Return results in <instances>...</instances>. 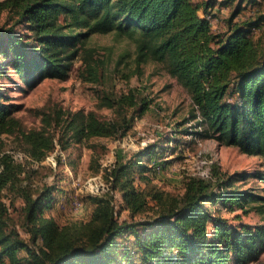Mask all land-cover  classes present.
<instances>
[{
    "label": "trees",
    "instance_id": "1",
    "mask_svg": "<svg viewBox=\"0 0 264 264\" xmlns=\"http://www.w3.org/2000/svg\"><path fill=\"white\" fill-rule=\"evenodd\" d=\"M243 1L231 12L227 29L213 32L207 15L230 6L231 0L202 4L193 0H0V11L12 20L0 28V135L19 138L32 160L42 161L56 145L63 151L76 145L91 148L92 139L122 137L134 118L148 109L149 101L138 98L133 88L126 93L101 91L96 105L110 110V118L92 110L53 106L39 110V128L26 129L16 116L20 105L3 92V82L13 81L12 76L28 89L44 79L65 80L77 59L79 79L102 86L107 81V62L98 60L87 42L95 34H112L134 48L131 61L122 54L115 64L129 69L121 73L122 78L141 74L144 64L160 65L191 99L189 120H196L200 130L190 133L260 157L262 168L248 174L214 171L215 177L209 179L190 176L184 180L183 193L172 196L151 184V173L163 164L155 148L147 147L128 162L116 163L109 177L131 218L149 209V199L155 202L153 216L121 221L112 196L103 194L90 198L93 209L88 220L59 225L44 214L56 203L54 188L44 186L33 196L24 187L19 195L28 243L10 226L2 200V191L15 188L23 168L0 152V263L7 259L17 264L20 250H25L29 264H122L130 261L132 251L141 264L261 261L264 187L256 192L234 187L246 177L264 183V45L262 38L251 36L264 26V14L235 21ZM68 164L73 166L74 161L69 159ZM217 203L231 212L253 211L263 223L233 224L219 210H211Z\"/></svg>",
    "mask_w": 264,
    "mask_h": 264
},
{
    "label": "rangeland",
    "instance_id": "2",
    "mask_svg": "<svg viewBox=\"0 0 264 264\" xmlns=\"http://www.w3.org/2000/svg\"><path fill=\"white\" fill-rule=\"evenodd\" d=\"M193 1L202 4L207 0ZM237 2L239 0H231L230 6H223L216 11V14H213L211 18L213 32H224L227 29V21ZM257 2L259 4L255 5L244 0L235 21L264 14V0H257ZM11 23L8 13L0 11V28L7 27ZM16 29L19 32H25L24 28L17 26ZM251 36L253 39L262 38L264 45V26L253 30ZM87 46L95 49V57L98 60L107 62V81L102 86L84 83L79 79L81 69L79 59L73 62L69 76L65 80L44 79L31 89L19 83L15 76L11 77L13 81L3 82V92L10 98V102L20 105L16 116L23 126L26 129L39 128L41 126L39 110L53 106L72 111L92 110L102 118H110V110L97 108V98L101 91L126 93L128 89L133 88L138 98L149 101L148 109L141 117L134 118L131 129L122 137L92 139L90 143L93 147L91 148L86 145H76L63 151L56 145L54 151L40 162L32 160L27 154L28 158L20 157L19 154L24 153V150L19 143V138L0 135L1 154L9 155L14 163L23 168L19 175L20 181L15 188L2 191V200L8 208L10 226H13L28 243L30 235L24 227L22 211L24 202L19 195V189L24 187L30 188L34 192L33 196L36 195V190L44 186L54 188L56 203L44 214L46 217H52L59 225L88 220L93 209L90 198L103 194L112 196L115 211L121 221L139 222L153 216L155 202L149 199V209L131 218L128 211L122 209L120 194L112 190L109 177V172L116 163L128 162L137 151L147 147L155 148L159 162L163 164L151 173V184L154 185L155 190L167 195H181L184 180L187 177L202 178V174L207 170L212 178L215 177L214 171L232 175L262 170L260 157L247 156L235 147L218 145L212 139H201L195 133H190V131L200 130L195 125L196 120H189L192 110L191 99L185 89L178 85L160 65L144 64L141 67V74L131 76L128 80L122 78L121 73L128 72L129 69L123 65L116 67L115 64L122 54H127L128 61L132 60L134 48L128 40H118L112 34H95L90 37ZM115 67L117 71L113 69ZM184 129L189 132L184 135L176 133L177 130ZM68 151H71L69 156ZM69 159L74 161L73 166L68 164ZM136 184L144 187L137 179ZM234 187L256 192L264 187V183L246 177L243 180H237ZM74 199H77L79 203L76 209L72 205ZM211 210H219L221 215L227 217L233 224L263 223L259 215L253 211L243 213L240 209H235L231 212L218 203L211 207ZM131 242H133L132 237ZM31 248L34 246L31 245ZM130 255V261L122 264H141L134 251ZM18 258L17 264H29L25 250L18 251ZM0 264L11 263L5 259V262ZM257 264H264V257H261V261Z\"/></svg>",
    "mask_w": 264,
    "mask_h": 264
},
{
    "label": "built area",
    "instance_id": "3",
    "mask_svg": "<svg viewBox=\"0 0 264 264\" xmlns=\"http://www.w3.org/2000/svg\"><path fill=\"white\" fill-rule=\"evenodd\" d=\"M213 14L214 13H209L208 15H207V19L211 22V18L213 17ZM255 30V29H254ZM20 155V157L21 158H28V156L25 154V153H21V154H19ZM202 178H205V179H209V178H211V176H210V172H209V170H207L206 172H204V174H202ZM72 205H73V207L76 209V208H78V205H79V203H78V200L77 199H74L73 201H72Z\"/></svg>",
    "mask_w": 264,
    "mask_h": 264
},
{
    "label": "crops",
    "instance_id": "4",
    "mask_svg": "<svg viewBox=\"0 0 264 264\" xmlns=\"http://www.w3.org/2000/svg\"><path fill=\"white\" fill-rule=\"evenodd\" d=\"M200 13H202V12H200ZM211 13L216 14V10L211 11ZM201 15H202V14H201ZM213 21H215V20H213ZM210 25H211V29H212V28H213V26H212V20H211V22H210Z\"/></svg>",
    "mask_w": 264,
    "mask_h": 264
}]
</instances>
